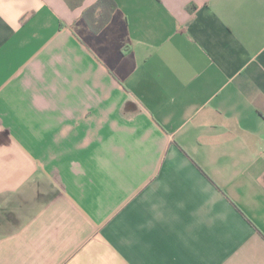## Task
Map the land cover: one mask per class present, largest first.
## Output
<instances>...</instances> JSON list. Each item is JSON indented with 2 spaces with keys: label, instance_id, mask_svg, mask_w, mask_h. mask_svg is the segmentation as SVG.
<instances>
[{
  "label": "crops",
  "instance_id": "1",
  "mask_svg": "<svg viewBox=\"0 0 264 264\" xmlns=\"http://www.w3.org/2000/svg\"><path fill=\"white\" fill-rule=\"evenodd\" d=\"M0 0V264H264V0Z\"/></svg>",
  "mask_w": 264,
  "mask_h": 264
},
{
  "label": "trees",
  "instance_id": "2",
  "mask_svg": "<svg viewBox=\"0 0 264 264\" xmlns=\"http://www.w3.org/2000/svg\"><path fill=\"white\" fill-rule=\"evenodd\" d=\"M116 4L113 0H98L83 12L82 18L89 31L97 35L109 23Z\"/></svg>",
  "mask_w": 264,
  "mask_h": 264
}]
</instances>
